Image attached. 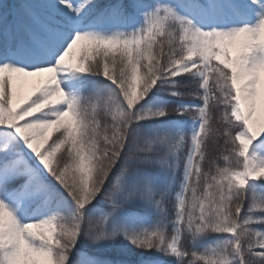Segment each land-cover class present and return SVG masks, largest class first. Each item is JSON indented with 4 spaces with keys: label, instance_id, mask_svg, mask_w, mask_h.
<instances>
[{
    "label": "snow or ice",
    "instance_id": "6c2138e0",
    "mask_svg": "<svg viewBox=\"0 0 264 264\" xmlns=\"http://www.w3.org/2000/svg\"><path fill=\"white\" fill-rule=\"evenodd\" d=\"M0 264H264V0H0Z\"/></svg>",
    "mask_w": 264,
    "mask_h": 264
},
{
    "label": "rangeland",
    "instance_id": "374dc122",
    "mask_svg": "<svg viewBox=\"0 0 264 264\" xmlns=\"http://www.w3.org/2000/svg\"><path fill=\"white\" fill-rule=\"evenodd\" d=\"M15 0H8V3H13ZM35 84V78H31L27 83H25L20 90L21 97L30 95L32 88Z\"/></svg>",
    "mask_w": 264,
    "mask_h": 264
},
{
    "label": "trees",
    "instance_id": "16d2710c",
    "mask_svg": "<svg viewBox=\"0 0 264 264\" xmlns=\"http://www.w3.org/2000/svg\"><path fill=\"white\" fill-rule=\"evenodd\" d=\"M5 2H8V0H5ZM205 167H207V165H205Z\"/></svg>",
    "mask_w": 264,
    "mask_h": 264
}]
</instances>
